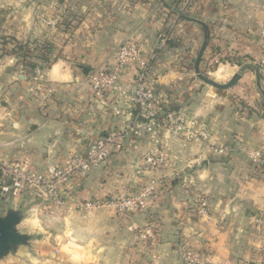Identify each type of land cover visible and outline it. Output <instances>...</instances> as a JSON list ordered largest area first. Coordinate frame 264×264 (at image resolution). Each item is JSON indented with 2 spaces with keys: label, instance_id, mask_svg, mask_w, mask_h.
<instances>
[{
  "label": "crops",
  "instance_id": "crops-1",
  "mask_svg": "<svg viewBox=\"0 0 264 264\" xmlns=\"http://www.w3.org/2000/svg\"><path fill=\"white\" fill-rule=\"evenodd\" d=\"M1 3L26 6L19 8L22 19L15 26L10 24L8 34L19 40L47 38L55 47L47 68H39L31 77L18 74L5 84L0 82V158L44 172L50 164H64L72 155L84 153L93 141L130 119L131 109L115 93L107 94L103 104L86 84L93 69L114 61L119 46L130 36L145 45V59L158 51L152 68L166 106L186 112L208 131V141L189 140L167 127L159 129L156 139L146 132L131 134L121 151L88 174L71 179L62 192L72 208H40V227L46 231L50 223V228L59 231L37 241L43 261L48 254L59 264H184L180 251L185 243L197 247L211 264L264 259L254 236V218L264 216V173L244 150L245 145L249 153L264 149L260 110L264 109V76L256 64L262 54L264 0ZM62 16H69L75 26L68 30L51 22ZM192 19L205 22L211 35L200 69L206 70L220 51L242 57L241 64L220 63L213 73L220 72L213 79L226 83L235 72H242L233 88L212 87L194 78V61L204 34ZM10 62L0 67V75L15 67ZM136 67L130 65L123 75L125 82L133 78ZM240 102L256 106L247 113ZM213 143L228 152H215ZM156 148L167 151L171 166L138 174L145 154ZM151 177L162 181L159 193L151 199L150 208L128 218L108 207L86 213L76 208L89 198L136 192ZM35 199L26 192L12 201L27 204ZM200 199L207 201L213 218L200 213ZM147 220H155L159 231L156 241L143 246L137 234ZM136 244L141 247L137 251Z\"/></svg>",
  "mask_w": 264,
  "mask_h": 264
},
{
  "label": "built area",
  "instance_id": "built-area-1",
  "mask_svg": "<svg viewBox=\"0 0 264 264\" xmlns=\"http://www.w3.org/2000/svg\"><path fill=\"white\" fill-rule=\"evenodd\" d=\"M260 37L262 54L257 59V65L260 74L264 76V21L261 24ZM145 52V45L130 36L119 46L114 61L105 67L93 69L86 80L95 98L103 104H106L107 94L115 93L118 100L131 109L130 119H126L119 127L93 141L84 153L72 155L64 164H50L44 172H37L22 163L0 158V205L30 192L42 203L53 204L63 211L72 208L62 192L64 185L74 177L84 176L96 166L105 163L114 153L125 147L126 140L131 134H139L140 131L156 139L159 129L167 127L176 135H186L189 140L196 137L209 140L204 124L191 119L186 112L171 110L166 106L158 94L152 68L158 51L152 53L149 59L143 57ZM133 63L137 65L134 76L125 82L123 75ZM212 146L217 153L228 152L226 147H219L216 144ZM249 156L253 164L264 173V149L262 147L251 149ZM170 166L167 151L156 148L145 154L143 164L137 173H151ZM161 184L160 179L151 177L136 192L123 191L106 199L89 198L79 203L76 208L79 212L86 213L96 208L108 207L117 216L125 217L133 212L146 210ZM197 206L205 217H213L206 200L200 199ZM36 212V208L32 207V215ZM254 222L261 227L262 236L259 244L264 250V224L261 225L262 219L259 216L254 218ZM150 231L147 230V233ZM185 255L187 260L198 264L204 258L200 252L192 248L186 249Z\"/></svg>",
  "mask_w": 264,
  "mask_h": 264
},
{
  "label": "rangeland",
  "instance_id": "rangeland-1",
  "mask_svg": "<svg viewBox=\"0 0 264 264\" xmlns=\"http://www.w3.org/2000/svg\"><path fill=\"white\" fill-rule=\"evenodd\" d=\"M22 5H18L17 6L18 8H15L14 6H11V5L6 4V3H1L0 4V53H2L1 51H2V47H3V45H2L3 38H5V37H7V38H13V37H15V36H12L11 34H8L7 32L10 31L9 29L11 27V25H10L11 23H13V26H15V24L17 23V21H20L22 19V14H21L22 13V10H19V8ZM24 6L25 5H23V7ZM54 19L55 20L52 19V21H51L53 24H56V25L61 24L65 29H67V27H68L65 24V22H68V21L71 23V26L72 27L75 26L72 23V20H70L69 16L68 17L62 16V17H60V19H57V18H54ZM15 38H17V37H15ZM9 40L11 42H13L12 39H9ZM29 40H31V41H37V44H40V45L43 44L44 41H47L52 46L55 47V44L53 43V41L52 40H49L47 38H42V39L40 38V39H38L37 37H33L32 39L26 38V40H19V41L26 42V41H29ZM12 44H15V43H10V46H12ZM35 46L36 45L33 44L32 47H35ZM10 60H12L13 62H10ZM52 60H53L52 54L50 55V58H49V61L48 62L47 61L46 62H41V61L37 60V58H34L33 57L32 59H30V61H35L37 63V65H38V67H36L33 71H29L28 68H25L24 67V65H23L24 63H22L21 57L19 55H17V54H15V55H6V54L5 55H2L1 54V56H0V67L1 68H4V66L6 65V63L8 61L10 63L14 64L15 67L14 68H11L8 71H6V69H5L2 72V74L0 75V82H4V84H5L8 79H14V77H16L18 74H23V75H25L27 77H31V76H33L35 74V72L39 68H47L48 66H50V64L52 63ZM221 63H225V61L224 62H221ZM217 69H218V67L215 70L217 71ZM215 70H210L211 71V74L210 73H207L206 76L209 77V78H212V79L214 77L219 76L221 74L220 72H218V74H214L213 75V73L216 72ZM5 86L6 85H4V88H5ZM240 103L243 104V107L244 108H246L245 111L247 113H249L253 109V107L256 106V105H254L252 107V105H250V103L247 104L245 102H240ZM260 110H262V113H263V116H264V112H263L264 109H260ZM245 116L248 117L247 114ZM244 150L246 151V153L249 154V148L246 147V145L244 146ZM248 157H249V155H248ZM159 189L160 188H158L156 195L159 193ZM153 199H154V197L152 198V200ZM152 200L150 202V207H151L152 202H153ZM197 201L198 200H196V202ZM28 203L30 204L31 208L33 206H35V205L37 206V212L34 215H32V213L30 214L29 219L27 221V225L25 226V228L27 230H29L30 232L36 234L37 235V238H38L35 241H33V245L30 247V249L29 250H26V253L29 255L30 260H29V262H26V263L25 262L24 263L17 262L15 260H9V261H7L5 263H2V264H44L43 262H45V264H59V263H56L57 260L54 263V261L52 260V255H48V254H46V256H45V259H47V261H43L42 256L39 254L40 249L38 248V246H36V245H38L37 244L38 243L37 241L41 240L43 238V236H45V235L51 236V234H52V236H54L56 233L59 232V231H57V230H55L53 228H50L51 227L50 225H52L50 223H49V226H47V230L46 231L42 227H40V225L42 224L41 223V217H40L41 216L40 208L41 209L42 208L44 209V207H47L48 209H52L50 207L56 208V206L54 207L53 204H51V205L49 204L50 205L49 206L48 204L42 203L38 198H36L33 201H29ZM38 203H40V206L39 207H38ZM197 204H198V202H197ZM211 213H212V215L214 214L212 211H211ZM131 214H129V215H131ZM129 215H127L125 217L128 218ZM258 216L260 217V219H262V224L261 225H263L264 224V216L262 214H259ZM155 223H156L155 220H152L150 222L147 220L146 224L141 229H139L138 234H137V237L139 239L138 241L143 242V246H148L147 244H148L149 241H156L157 240V233L159 231V228L157 227V225ZM147 230H151L150 233H147ZM254 236H255V238L257 240V241L255 240V241L259 243V241L261 240V236H262L261 227H258L257 226V228L255 230V235ZM258 247L261 249L260 246H258ZM52 248L53 247H50V249H52ZM130 248H132V247H130ZM139 248H141V247L140 246L138 247V244H136V246H135L136 251ZM188 248H192V249L197 250V251L199 250L197 247H194L192 245H189V243H185L184 245H182L181 246V251L180 250L179 251H180V253H182L181 254L182 255V259L184 260L183 263L184 264H198V263H192L189 260H187L186 255H185V251ZM132 254L134 255L135 254V251H133V252L130 253L131 256H132ZM263 260H259V262H257V263H264ZM251 263H252V261H247V260L245 261L244 260V263L243 264H251ZM70 264H75V263L73 262V263H70ZM76 264H85V262H83V263L77 262ZM88 264H108V263H101V262L95 261V262H91V263H88ZM109 264H118V263H114V262L112 263V262H110ZM128 264H132V262H130ZM200 264H211V263L208 260H205L204 261V259H203V261ZM239 264H241V263L239 262Z\"/></svg>",
  "mask_w": 264,
  "mask_h": 264
},
{
  "label": "water",
  "instance_id": "water-1",
  "mask_svg": "<svg viewBox=\"0 0 264 264\" xmlns=\"http://www.w3.org/2000/svg\"><path fill=\"white\" fill-rule=\"evenodd\" d=\"M199 23L203 30V41L194 61V78L203 80L212 87L220 89H231L242 77V72H235L233 77L226 83H220L215 79L204 76L200 69V62L205 53L210 39L209 26L200 19H192ZM85 73L89 72L88 68H84ZM31 214V206L29 203L16 204L12 200H8L0 205V264L9 260L26 263L29 262L30 257L26 253L33 245V241L37 235L25 228L27 221Z\"/></svg>",
  "mask_w": 264,
  "mask_h": 264
},
{
  "label": "trees",
  "instance_id": "trees-1",
  "mask_svg": "<svg viewBox=\"0 0 264 264\" xmlns=\"http://www.w3.org/2000/svg\"><path fill=\"white\" fill-rule=\"evenodd\" d=\"M68 26L67 29L73 28L71 23L65 22ZM9 39H12L11 42ZM2 55H19L21 57L22 63H24V67L28 68L29 71H33L36 67H38L35 61H30V59L37 58V60L41 62H48L50 55L53 53L54 46H52L49 42L44 41L43 44H37V41H26L21 42L17 38H3L2 41ZM10 43H15L10 46ZM35 44V47H32ZM242 57L230 55L229 53H225L224 51H220L214 58H212L211 63L208 65L206 70L201 69V72L204 76L207 75L209 70H215L221 62H230L231 64H241ZM205 56L203 55L201 58V63L204 62ZM209 68V69H208ZM171 109V108H170ZM172 110V109H171ZM251 264H264V263H255L252 262Z\"/></svg>",
  "mask_w": 264,
  "mask_h": 264
}]
</instances>
